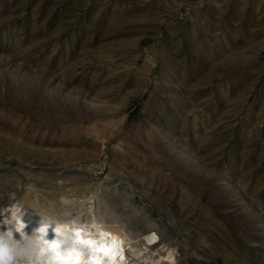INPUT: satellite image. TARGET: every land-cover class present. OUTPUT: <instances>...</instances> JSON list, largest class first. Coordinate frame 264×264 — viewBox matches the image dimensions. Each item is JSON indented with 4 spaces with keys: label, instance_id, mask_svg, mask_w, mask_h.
<instances>
[{
    "label": "rangeland",
    "instance_id": "1",
    "mask_svg": "<svg viewBox=\"0 0 264 264\" xmlns=\"http://www.w3.org/2000/svg\"><path fill=\"white\" fill-rule=\"evenodd\" d=\"M13 213L264 264V0H0V262L49 264Z\"/></svg>",
    "mask_w": 264,
    "mask_h": 264
},
{
    "label": "bare ground",
    "instance_id": "2",
    "mask_svg": "<svg viewBox=\"0 0 264 264\" xmlns=\"http://www.w3.org/2000/svg\"><path fill=\"white\" fill-rule=\"evenodd\" d=\"M12 216V223H5L3 227L9 231L8 235H16L30 254L34 250L39 257L43 253L47 254L46 260L49 264H56L53 260L55 252L50 246V241L57 236L71 238L73 244L80 250L73 254V259L79 260L80 264H126L127 262V234L99 222L24 213H13ZM154 238L153 234L148 236V240ZM0 264L4 263L0 262Z\"/></svg>",
    "mask_w": 264,
    "mask_h": 264
},
{
    "label": "water",
    "instance_id": "3",
    "mask_svg": "<svg viewBox=\"0 0 264 264\" xmlns=\"http://www.w3.org/2000/svg\"><path fill=\"white\" fill-rule=\"evenodd\" d=\"M50 242V246L55 252L53 260L56 264H80L79 260L73 259V254L80 250L76 248L70 237L57 236Z\"/></svg>",
    "mask_w": 264,
    "mask_h": 264
}]
</instances>
